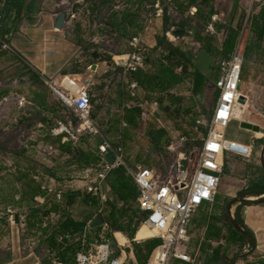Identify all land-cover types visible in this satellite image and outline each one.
<instances>
[{"label": "rangeland", "instance_id": "obj_1", "mask_svg": "<svg viewBox=\"0 0 264 264\" xmlns=\"http://www.w3.org/2000/svg\"><path fill=\"white\" fill-rule=\"evenodd\" d=\"M142 1V4L140 3L135 7L136 3L130 0H87L83 4H79L77 0H46L43 7L44 17L40 21L45 23V28H47L48 25H52L61 12H66L67 15L70 13L62 29L66 31L65 40L68 42L64 58L66 65L77 63L80 60H82L83 65L89 64L90 58L94 54L92 49H96L93 58L99 62L113 63L114 59L118 60V56H124L131 52L130 38L138 33L143 36V46L146 49L144 53L146 58L145 73L150 75V73L157 72V70L160 73H165L163 68L168 67L172 61L177 65L180 64L175 69V74L180 75L183 79L182 82L165 91L155 90V86L152 85L153 82L149 81L146 85H140L139 98L132 99L128 85L124 82L125 79L121 78V69L118 68L115 72L114 81L121 78L120 83L124 84V93L122 94L123 90L118 93L120 94L118 102L112 101L113 98L105 102L106 96L103 98L102 89L93 98L92 117L95 124L102 137L108 139L114 145L120 143L123 145L127 165L134 168L137 164H144L167 173L168 169L175 163L183 160L182 156L192 158L193 164L197 161V151L203 144L205 133L207 134V127L211 121L218 96L215 89L218 77L215 76L213 80L212 77L215 74H220L221 63L230 59L227 51L231 42L235 45L234 52L239 50V54L241 53L244 58V63L249 70L253 71L254 75L259 70V77L264 71V54L257 49L264 45V39L261 40L251 33L254 17L261 11L264 0H259L256 3L250 0H239L238 4L233 3L231 0H209L208 4L199 0L201 13L196 16L192 15L191 9L187 5L188 0H174L172 5L164 7V12L167 10L166 23L164 15L154 16V9L151 7L154 0ZM73 14H75V18L72 19ZM214 15H219L221 21L220 19L217 21L216 33L212 34L208 32L207 28ZM20 23L17 24V28ZM56 31L58 32V30ZM179 31H182L183 34L179 36L180 38H176L177 36L173 34ZM168 33L171 35L169 36ZM162 37L166 40L160 50H156L155 46L151 47ZM200 37H204V39L201 40ZM199 41L201 44L198 43ZM170 45L179 54L176 52L175 58L168 61L165 57L169 55ZM55 50L49 49L46 52L54 56L57 53ZM202 59L210 66L204 71L209 77V82L205 85L202 94L196 95L194 93V74ZM88 74L90 75V71H88ZM139 78V74L136 73L130 75V77L128 76L127 80L139 81ZM63 80H65V83L68 82L69 88L75 86L78 88V84L84 82V80L72 76L63 77ZM114 83L118 86V83ZM150 84L155 91L151 90L152 86ZM255 88L260 93L262 92V85ZM147 99L158 101L159 107L155 116L149 114L147 118H144L142 113L151 111L150 104L145 105L144 103ZM14 103L16 104L15 101ZM54 103L55 105L49 102L46 111L49 114H54L49 119L45 118L47 122L45 127L49 129V136H51L50 130L55 127L56 120H73L74 118L73 113L68 112L64 106H61V112L58 113V110H56V107L59 106L58 101L55 99ZM140 104H144V109L139 107ZM246 104L247 109L241 121L252 122L261 126L262 120H264L261 112L262 102L259 101L257 104L260 109L249 106L247 100ZM16 107L18 108V106ZM54 107L55 110L53 111ZM17 108L16 111L12 112L14 114L13 123L10 121L11 118H9L11 124L5 118L3 119L4 122H0V165H5L2 166L0 172L12 169L11 166L6 165L13 158H20L18 154L23 151L21 149L23 142L34 143L39 140L35 123L31 121L26 125V121L21 119L25 116L22 113L24 109ZM32 108L35 107H28V109ZM100 109H104L106 114L100 119H95L94 115ZM130 109H140L141 111V114L136 115L135 125H130L127 121ZM39 113L41 114V112ZM201 119L203 124L197 130L196 121ZM123 122L127 124V127L122 126ZM73 123L75 124L76 121L73 120ZM252 135V132L241 129L240 124L235 121L231 122L226 130L227 138L241 142H251ZM182 139H186V141L181 142ZM100 140V137L85 136L81 141L85 143L84 148L86 149V146L95 147ZM257 141L259 146L254 148L250 161L247 162L233 157L225 158L217 203L210 207L198 209L189 223L190 252L197 254L199 245L201 250L203 247L206 249L198 255V264H203L207 260L210 250L214 248L220 250V264H231L235 257L248 255L251 251V245L246 246L245 249L240 242L228 243L226 240L222 244L216 242L221 236L225 238L227 235L226 226L218 221V217L227 209L230 202L232 204L228 209L229 214L231 217L235 216L236 206L241 202L239 192L247 186L249 180L257 176L259 169L264 168V137ZM172 144H176L179 148L175 151L170 150ZM24 152H27V150ZM28 154V158L37 170L52 169L58 172L60 178L78 179L76 168L72 169L70 165L66 164H61L60 167L56 165V161H59L60 158L59 153H54L51 150L33 149L28 151ZM182 163L186 164L185 161H182ZM14 173L15 171L7 170L6 173L0 174V223L4 226L0 229V236H12V226L18 224L21 237V254L34 251L38 255V264H54L55 259L50 254L52 250L48 245L55 242L53 245L56 248L57 244H63L64 239L58 238V235L53 239H48L49 237L43 236L45 233L40 231L43 228L36 225V223L32 222L29 224L30 227L27 226V214L22 213L21 210H19L20 214H17L19 215L18 222L15 221V218L13 223L8 219L7 205L14 198L9 194L4 195L6 191L3 190L7 189L8 186L9 188H16ZM46 185L51 188L48 184ZM50 185L53 186L51 183ZM234 198H237L236 201H233ZM245 199L256 200L258 198L245 197ZM55 201L54 196L48 203L40 198L34 202L48 207L56 204L62 211L64 203L60 201L55 203ZM110 202L118 208L122 207L120 200L113 191L111 192ZM259 204L261 203L249 205ZM11 210L15 216V207H11ZM131 210L132 215L138 214L137 202L131 204ZM36 215L33 217L38 219L39 214ZM210 222H215L217 226L223 228L220 237L207 236V224ZM142 224H139L135 238L137 240L154 238L155 235L151 230L145 225L142 226ZM118 237L120 242L123 243L124 238L120 234H118ZM47 239L48 241H46ZM209 240L215 243H211ZM86 244L85 246L90 247L95 244V241L90 242L89 245ZM112 245L116 252L117 247L114 244ZM146 247L147 245H143L142 248L137 250L141 258L135 256V262L129 259L128 264H144L151 253L147 256ZM172 264H178V262L174 261Z\"/></svg>", "mask_w": 264, "mask_h": 264}, {"label": "crops", "instance_id": "obj_2", "mask_svg": "<svg viewBox=\"0 0 264 264\" xmlns=\"http://www.w3.org/2000/svg\"><path fill=\"white\" fill-rule=\"evenodd\" d=\"M130 1L136 3L135 7H137L140 3L142 4L143 2L142 0ZM155 1L157 0H154L153 4ZM188 1L189 2L187 5L189 9H191L192 15H200L201 9L199 8V0ZM201 1L206 4L209 3V0ZM231 1L235 4L239 3V0ZM5 2V0H0V16L2 17V9L5 5ZM45 4L46 0H39L38 8L34 14L24 12L20 14V16H16L14 13H11L10 16L5 19V22L0 24V122H4V118L7 120V122H14V114L12 112L17 108V104H15L14 101L18 97H24L30 103H32L33 107L35 108L28 109L27 107V109L25 108L22 110V113L25 116L21 119L26 121V125H28L31 121L35 123V127L37 128L36 133L38 134L37 136L39 139L34 143L29 141L23 142L21 145V149L23 151L18 154L20 155V158H13V160L8 161L9 163L6 165L11 166L12 169H6L3 172H0V174H4L7 172V170L15 171L14 175L16 176V188H9L8 186L7 189L3 190L6 191L4 195L9 194L14 198L12 202L7 205V207L10 209L11 207H15V214H20L19 210H21L22 213H26L27 226H29V224L32 222L36 223V225H39L43 228V230L40 231L44 232L45 234L43 236L49 237L48 239H53L57 235L58 238L64 239L63 244H57L56 248H54L55 245H53L55 242L51 245H48V247L52 250L50 254L53 255V258L55 261L57 260V262L68 264L63 262L60 258V255L65 254L68 259L74 260L75 264L76 253L81 249L82 243H87L89 245L90 242H97L102 239L110 240L111 244H114V246L117 247V251L114 253L115 256L121 254L122 251V254H125V256L128 257V261L130 259L131 261L135 262L137 249L142 248L143 245L149 244L151 241H153V239L157 238V236L143 240H137L135 238L137 230L132 228H135L137 223L138 226L139 224H142L146 218V213L138 210V214H135V216L131 214V204L137 202V197L139 195V190L132 176L128 174L124 168L123 169L125 171L123 169L120 170V168L114 169L107 176L106 180L100 184V192L107 194V199L103 200L100 196L101 193H91L86 188V186L89 184V180L95 179L93 173L88 176L86 169H89L97 164L98 159L96 157V152L97 147L102 143V139L95 147L91 148L86 146L85 149V143L81 141L82 138L80 140L81 142L73 144L72 142L65 141L63 137L49 136V129L45 127L47 125L45 118L49 119L50 116H54V114H49L46 112L48 110L49 102H52L53 105H55L54 100L56 99L58 101L60 106L59 107L56 105V110H58V113L61 112L60 108L63 106L61 100L51 93L46 84L47 80H55L59 85L62 84L63 77L67 76L77 77L84 81L90 80L92 82L90 92L93 103V98H95L96 93L101 89L103 98L106 96L105 102L112 98V101L118 102V97L120 96L118 93H120L121 90H123L122 94L124 93V84L120 83V80L123 77H119L120 79L118 81H114V78L116 77L115 72L118 68L112 63L99 62L93 58V56H95L94 54L96 49H92L94 54L91 56L89 64L83 65L82 60H80L77 61V63L66 65L64 59L66 53L65 49L68 48V42L65 40L66 31H56L54 25L57 21V18L53 21L52 25H48L47 28H45V23H41L40 20H42L44 17L43 7ZM16 21L19 23L21 22L18 25V28L17 24L15 23ZM253 21L257 23L259 28H264V5L261 8V11L254 17ZM253 27L254 26L252 24L251 33L257 38L263 40L264 36L260 37L258 33L253 30ZM138 35L141 34L138 33L135 36H132L130 40ZM176 38L180 37L177 36ZM200 39L202 40L204 37H200ZM198 43L201 44L200 41ZM4 45H7V48H3ZM231 45H233L232 42L229 45V49L227 51L229 58L235 53V45L233 48H231ZM153 46H155V48L157 47V41L154 43V45H151V47ZM49 49H56L55 51H57V53L54 56L47 54L46 51ZM257 49H259V51L264 54V45L258 47ZM200 62L201 63L199 64L197 71L205 76V85H207L209 82V77L204 71H206L205 69L207 67L209 68L210 66L203 59ZM144 70L145 67L143 70L137 72L140 78L139 81L135 80L139 86V96L141 92L140 85H145L141 82L143 79V74L145 73ZM88 71H90V75L88 74ZM256 72L257 76L254 75L252 70H249L245 63H243L241 94L244 95L243 97L245 99L247 98L246 100L248 101V105L252 106L253 108H259L257 104L259 101H261V112L264 116V71H262V74L259 77L258 73H260V71L257 70ZM215 76L218 77V81L221 76V72L218 75L215 74L212 77V80ZM125 80L124 82L126 83L127 80ZM114 82L118 83V86H116ZM259 85H262L261 93L255 88ZM154 86L155 90H159L157 85ZM152 88L153 86L151 87V90H154V88ZM144 103L145 105L150 104L151 111L148 113L146 111L142 113L143 117L147 118L149 114L151 116H155L159 107L158 101L153 99L149 101L147 99L144 101ZM139 107L144 109V104H140ZM246 107L247 104H245V108ZM52 110L54 111L55 107ZM2 112L4 113L2 114ZM39 112H41V114ZM105 114V110L100 109L99 112L95 113L94 116L95 119H100L105 116ZM9 118H11L10 121ZM198 121L199 120L196 121V124ZM235 122L240 124L242 121L240 122L238 120ZM124 124L126 125L125 127H127V124L124 122L122 126H124ZM260 128V133H252L253 135L251 136V142H241L233 139L230 140L244 143L249 146L251 145L253 148H255L256 146H259L257 140H260L264 137V120H262ZM119 145L122 144L120 143ZM33 149L51 150L54 153H59L60 158L59 161H56V165L60 167L61 164H66L70 165V168L72 169L76 168L78 170L76 175L78 179L67 180L60 178L58 172L52 169L37 170L28 158V151ZM25 150H27V152H24ZM2 166L5 165L1 164L0 169H2ZM116 176L120 177L119 179H127L137 190V196L135 199L125 202L119 198L111 184L112 180ZM50 183L53 186H51ZM46 184H48L51 188L46 191L47 194L45 197H42V192L45 191L42 189V186H47ZM59 190H62V199L56 200L55 194ZM112 191L117 195L122 207L118 208L115 204L110 202ZM54 196L55 200L57 201H55V203H59L58 201L64 203V209L62 211L56 204L48 207L47 205L42 206L35 204L34 202L40 198L45 203H48V201L54 198ZM259 197H264V194ZM251 198L253 199V197ZM204 207H208V205ZM112 209L122 215V218L118 222L124 228L123 231L112 229L110 225V214ZM53 212L58 213L59 218L57 220L50 219V215ZM36 214H39L38 219L33 217ZM98 214L103 216L104 224L96 228H91L90 222ZM241 216L245 227L252 232L255 242L248 255L235 257L231 264H264V202L259 205H244L241 209ZM65 223H70L72 227L63 228L62 226ZM2 227L4 226L0 223V229H2ZM73 227L75 230L72 229ZM12 231V236H0V264H38V255L34 251L31 253L24 252L21 254V237L19 234L18 224L16 226H12ZM116 231L121 232L126 238L124 243H120L116 236ZM48 239L46 241H48ZM222 239L224 242L225 238L222 236L217 242H220ZM209 241L211 243L213 242L211 240ZM241 246L246 249V246H249V243L244 242ZM204 248L205 247L202 249L203 251L206 250ZM197 250V254L190 252V250L189 252L192 256H197L199 260L198 255H200L202 251L200 245ZM73 251L75 253H73ZM210 251L211 252L208 253L207 260H205L203 264H213L210 259V254L212 253L213 249ZM174 261H177L178 264H190L177 259L173 260L172 263ZM217 263L220 264L219 260ZM214 264H216V262Z\"/></svg>", "mask_w": 264, "mask_h": 264}, {"label": "built area", "instance_id": "obj_3", "mask_svg": "<svg viewBox=\"0 0 264 264\" xmlns=\"http://www.w3.org/2000/svg\"><path fill=\"white\" fill-rule=\"evenodd\" d=\"M250 1L254 3L259 0ZM77 2L83 4L87 0H77ZM173 2L174 0L155 1L151 6L154 9V16H163L164 7L172 5ZM73 18L75 14L72 15ZM218 20L219 15L213 16L207 28L208 32L216 33L215 27ZM168 35L171 34L168 33ZM129 46L131 52L118 56V60L114 59L112 63L121 69L122 77L126 80L128 76L144 69L146 59L142 35L133 37ZM3 48H7V45ZM243 63L244 58L241 53L239 54V50L229 60L221 63V76L215 84L218 96L207 127V134L201 148L197 151V161L193 164L192 158L184 156L182 161L186 164L182 161L175 163L167 173L142 164H137L134 168L128 166L124 157L123 145H114L102 137L92 117L93 103L90 92L92 82L90 80L78 84V88L76 86L69 88L65 80H62L61 85L55 80L46 81L51 93L61 100L68 112L73 113V120L76 121L74 124L73 120H56L55 127L50 130V135L63 137L65 141L73 144L78 143L85 136L102 139V143L97 147V164L86 169L88 176L92 173L95 176L94 180H89L87 190L91 193H101V182L106 180L114 169L124 168L132 176L139 190L138 208L146 213V218L142 223L148 224L156 232L157 238L161 240L144 264H171L176 259L198 264L197 256H192L189 252V223L194 213L201 207L212 206L217 202L225 158L233 157L248 162L253 156V146L232 141L225 135L230 123L238 121L234 113L238 102L242 99L240 94ZM126 84L131 98L137 99L139 96L138 83L131 79L127 80ZM15 102L19 109L33 107V104L24 97H18ZM202 124L201 119L197 122L196 129L198 130ZM185 141L186 139H182L181 142ZM177 148L179 147L176 144H172L170 150L175 151ZM107 154L113 155V163L105 158ZM42 189L48 191L49 187L44 185ZM55 196L56 200H61L62 190L57 191ZM100 196L103 200L107 199V194L101 193ZM7 213H9V221L13 223L14 213L10 208L7 209ZM58 218V213H51V220ZM222 242L223 239L217 243ZM114 253V247L107 239L97 241L90 247L82 243L81 249L76 253L75 264H128V257L122 254V251L117 256ZM53 263L62 264L57 261Z\"/></svg>", "mask_w": 264, "mask_h": 264}, {"label": "trees", "instance_id": "obj_4", "mask_svg": "<svg viewBox=\"0 0 264 264\" xmlns=\"http://www.w3.org/2000/svg\"><path fill=\"white\" fill-rule=\"evenodd\" d=\"M5 5L2 9V15L0 18V24L5 22V19L10 16L11 13H14L16 16H20L22 13H30L34 14L38 8V1L39 0H5ZM164 17H165V23L167 22V10L164 12ZM18 24L19 22H15ZM253 30L258 33L260 37L264 36V28H259L257 23L253 21ZM165 38L162 37L157 40V47L156 50H160L163 44L165 43ZM233 45H231V48H233ZM169 55L166 56L168 61H171L172 58H175V55L178 53L176 49H174L170 45L169 49ZM177 52V53H176ZM179 54V53H178ZM163 57V56H162ZM177 66H180V64H176L173 61L170 63V65L166 68H163V71L165 73H160L159 70L157 72L150 73H144L143 74V79L141 80L142 83L146 85L147 82L151 81L153 82L154 85H157L159 90H167L172 87H175L177 84L182 82V78L180 75L175 74V69ZM161 70V69H160ZM206 84V78L203 74L200 72L196 71L194 74V93L196 95L202 94L204 87ZM244 96L243 94H241ZM140 109H130L129 110V115L127 117V121L131 125L136 124V115H139ZM206 135V133H205ZM123 168H120V170ZM120 177L116 176L112 180V188L116 192V194L119 196L120 199L124 200L125 202L131 201L136 198L137 196V190L132 186V184L127 180V179H119ZM264 194V168L259 169V173L257 176L249 180L247 186L242 189L239 192V198L241 202L236 206V211H235V216L231 217L229 214V207L232 204L230 202L229 205H227V209L221 213V215L218 217V221L222 222L227 229V235L225 237V240L228 243H244L247 242L249 245L253 246L254 244V237L252 232L245 227L244 221L241 216V209L244 205H249L253 203H263L264 202V197H259ZM245 197H259L256 200H246ZM237 198H234L233 201H236ZM122 218V215L117 213L114 209H112V212L110 214V225L112 229L114 230H124V228L119 224L118 221ZM63 228H69L72 227L70 223H65L62 226ZM243 228V229H242ZM72 229L75 230L73 227ZM134 230L138 229V223L135 225V228H132ZM223 228L220 226H217L214 223L210 222L207 227V236L211 237L214 236L215 238L220 237L221 232ZM118 234H120L124 238V242L126 241V238L123 236V234L119 231H116V236L119 240ZM111 236V234H110ZM225 236V235H224ZM120 241V240H119ZM159 238L153 239L149 244H146L147 251L149 253L160 243ZM123 242V243H124ZM121 243V242H120ZM138 250V249H137ZM219 248H214L212 253L210 254V259L213 262V264L216 262L218 264L219 260ZM73 253H75L73 251ZM136 256L138 258H141L138 252L136 251ZM60 258L63 262L68 263V264H74V260L68 259L65 254L60 255Z\"/></svg>", "mask_w": 264, "mask_h": 264}, {"label": "water", "instance_id": "obj_5", "mask_svg": "<svg viewBox=\"0 0 264 264\" xmlns=\"http://www.w3.org/2000/svg\"><path fill=\"white\" fill-rule=\"evenodd\" d=\"M66 19H67V14L66 12H61L57 18V21L54 25V28L58 31H61L64 27V24L66 22ZM183 34L182 31H179V32H176L175 35L177 36H181ZM239 103L245 105L246 104V100L244 98H242ZM240 128L243 129V130H246V131H250L252 133H260V126L257 125V124H254L252 122H246V121H242L240 123ZM105 158L110 162V163H113L114 162V157L112 154H107L105 156ZM184 168V167H183ZM47 194L46 191H43L42 192V197H45V195ZM15 218V221L18 222V215L15 214L14 216ZM104 224V218L101 214H98L91 222H90V227L91 228H96V227H99V226H102Z\"/></svg>", "mask_w": 264, "mask_h": 264}, {"label": "bare ground", "instance_id": "obj_6", "mask_svg": "<svg viewBox=\"0 0 264 264\" xmlns=\"http://www.w3.org/2000/svg\"><path fill=\"white\" fill-rule=\"evenodd\" d=\"M240 97L244 98L241 94H240ZM245 112H246L245 105L238 102V105L236 106L235 113H234L235 118L238 120H241L242 117H244ZM182 158H184V156H182ZM144 225L147 226V228H149L151 232L156 236V232L152 228H150L148 224L143 223L142 226Z\"/></svg>", "mask_w": 264, "mask_h": 264}]
</instances>
